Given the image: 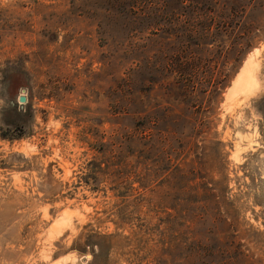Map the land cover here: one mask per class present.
Returning <instances> with one entry per match:
<instances>
[{
	"label": "rangeland",
	"instance_id": "rangeland-1",
	"mask_svg": "<svg viewBox=\"0 0 264 264\" xmlns=\"http://www.w3.org/2000/svg\"><path fill=\"white\" fill-rule=\"evenodd\" d=\"M0 264H264V0H0Z\"/></svg>",
	"mask_w": 264,
	"mask_h": 264
},
{
	"label": "trees",
	"instance_id": "trees-1",
	"mask_svg": "<svg viewBox=\"0 0 264 264\" xmlns=\"http://www.w3.org/2000/svg\"><path fill=\"white\" fill-rule=\"evenodd\" d=\"M227 84H228V82L227 81H224V80H219L217 83H216V86H215V88H214V91H216V93L218 94V95H220V94H222V92H223V90L225 89V87L227 86ZM182 88L184 89V90H186L187 91V93H193V92H195V90H198L199 88H198V83H196V81H192L191 79H188V81H187V83L185 82V83H183V86H182ZM204 88L205 87H203V86H201L200 87V90H204ZM205 92V91H204ZM151 128H146L143 132H145L146 131V135H147V133L149 132V130H150ZM150 134V133H149ZM145 135V136H146ZM151 135V134H150Z\"/></svg>",
	"mask_w": 264,
	"mask_h": 264
},
{
	"label": "bare ground",
	"instance_id": "bare-ground-1",
	"mask_svg": "<svg viewBox=\"0 0 264 264\" xmlns=\"http://www.w3.org/2000/svg\"><path fill=\"white\" fill-rule=\"evenodd\" d=\"M255 70V69H254ZM244 71H247L244 69ZM243 71V74L241 75V78L239 79V81L237 82V88H241L244 87L245 89H252L255 85L254 83V79L251 78L248 74H246ZM256 71V70H255ZM257 72V71H256ZM253 73V72H252ZM255 73V72H254ZM241 74V73H240ZM251 74V73H250ZM256 78V77H255ZM239 83V84H238ZM257 84V83H256ZM257 86V85H256Z\"/></svg>",
	"mask_w": 264,
	"mask_h": 264
},
{
	"label": "water",
	"instance_id": "water-1",
	"mask_svg": "<svg viewBox=\"0 0 264 264\" xmlns=\"http://www.w3.org/2000/svg\"><path fill=\"white\" fill-rule=\"evenodd\" d=\"M28 101V98H27V96L25 95V94H21V95H19V102L20 103H26Z\"/></svg>",
	"mask_w": 264,
	"mask_h": 264
}]
</instances>
